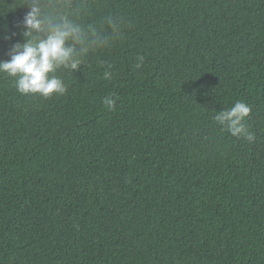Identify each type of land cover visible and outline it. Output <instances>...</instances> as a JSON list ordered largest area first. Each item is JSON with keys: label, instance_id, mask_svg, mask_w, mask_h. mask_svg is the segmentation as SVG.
Listing matches in <instances>:
<instances>
[{"label": "trees", "instance_id": "16d2710c", "mask_svg": "<svg viewBox=\"0 0 264 264\" xmlns=\"http://www.w3.org/2000/svg\"><path fill=\"white\" fill-rule=\"evenodd\" d=\"M90 2L84 23L121 32L64 95L0 74V264H264V0ZM237 101L254 141L213 119Z\"/></svg>", "mask_w": 264, "mask_h": 264}, {"label": "clouds", "instance_id": "9594fccd", "mask_svg": "<svg viewBox=\"0 0 264 264\" xmlns=\"http://www.w3.org/2000/svg\"><path fill=\"white\" fill-rule=\"evenodd\" d=\"M14 3L15 7L28 8L16 25L23 39L13 44L8 59L0 60V74L13 78L21 95L44 99L64 95L67 85L59 73L77 70L90 53L109 46L121 32V21L111 14L101 20L107 31L83 22L92 7L90 0H14ZM16 34L13 32L12 36ZM138 60L136 68L141 67L143 57ZM112 75L111 71L104 72L105 79H111ZM103 104L111 110L116 99L106 96ZM251 111L246 102L237 101L230 108L217 111L213 119L231 136L251 142L255 136L244 124Z\"/></svg>", "mask_w": 264, "mask_h": 264}]
</instances>
